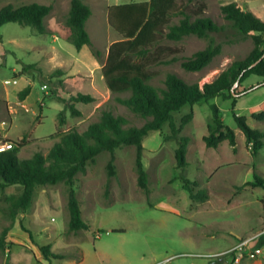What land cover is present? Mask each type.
<instances>
[{
    "label": "rangeland",
    "instance_id": "obj_1",
    "mask_svg": "<svg viewBox=\"0 0 264 264\" xmlns=\"http://www.w3.org/2000/svg\"><path fill=\"white\" fill-rule=\"evenodd\" d=\"M82 1L91 9L85 23L91 45L77 50L69 42L71 30L66 24L70 0H0V8L8 3L52 5L44 18L45 34L16 22L0 25V142H22L17 152L20 158L36 152L47 154L58 139L57 132H82L99 119L103 110L123 116L126 127H139L145 122L118 101L128 97L129 92L109 90L102 67L109 46L123 39L108 23L109 6L147 0ZM232 1L264 20V0H177V8L187 4L193 9L204 4V15L223 26L210 35L221 46V53L202 70L191 72L182 68V60L206 47L209 38L188 35L178 41L160 39L144 59H136L151 74L148 83L160 90L167 73L172 72L186 83L202 85L232 61L244 59L253 48L252 37L241 38L220 9ZM179 17H172V22ZM28 65L30 69L23 70ZM262 82L264 77L257 75L245 79L240 89L248 91L233 107L230 100H214L221 108L222 120L235 133L234 146L227 140L215 149L205 146L202 137L213 123L206 103L185 106L174 114L179 124L182 116L193 113L181 131L190 138L184 170L175 165L177 142L163 141L159 131L150 132L142 142L148 194L137 183L134 146L115 150L114 176L107 171L110 153L98 154L84 173L76 175L74 183L88 229L68 231V186L64 182L36 186L32 205L13 223L7 198L19 195L22 187L0 188V236L4 228L11 226L0 249V264H189L193 257L188 254L221 245L218 234L206 233L211 227L224 228L231 222L243 226L245 215H258L263 224L264 189L246 184L253 180V169L264 179V144L253 156L251 145L232 117L233 113L244 116L250 127L264 134V119H254V114L264 110ZM28 84L32 86L29 95L19 100L18 92ZM78 92L92 95L94 101L78 104L81 115L73 116L65 109V100ZM61 110L65 119L62 125L58 117ZM162 132L169 133L167 124ZM182 177L194 182V193L202 191L200 199L190 198ZM168 257L172 258L165 261Z\"/></svg>",
    "mask_w": 264,
    "mask_h": 264
},
{
    "label": "trees",
    "instance_id": "obj_2",
    "mask_svg": "<svg viewBox=\"0 0 264 264\" xmlns=\"http://www.w3.org/2000/svg\"><path fill=\"white\" fill-rule=\"evenodd\" d=\"M204 8V4L193 9L187 4L177 8V0H147L109 6L108 23L122 35L123 39L109 46L107 62L102 67L103 76L112 92L130 93L128 97L118 98V101L144 118L145 122L139 127H126L127 121L123 116L115 115L110 110H103L99 119L91 122L82 132L76 129L57 132L58 139L45 155L36 152L29 158H20L17 152L18 147L23 146L22 142H13L17 148L0 151V188L15 185L22 187L19 195L7 198L12 223L19 213H23L32 205L36 186L64 182L68 186V231L88 229L89 226L82 218L74 190L76 175L84 173L88 163H94L98 154L107 151L110 153L107 163L108 175L114 176L115 150L122 146L135 147L137 183L144 193L148 194L147 172L142 161L144 150L142 142L150 132L159 131L163 141L177 142L174 150L175 165L177 169L184 170L188 165L186 152L190 138L181 134V131L191 121L193 113L190 111L182 116L179 124L174 114L185 106L192 107L201 102L208 105L213 123L207 127L202 137L206 147L216 148L222 140H227L231 146L236 144L235 133L222 120L221 108L214 100L217 98L230 100L233 107L239 97L248 91L247 88L240 89L245 79L250 75L264 77V47L261 48V44L264 43V20L250 10L241 9L235 1L221 6L223 17L231 23L237 34L241 38L249 35L252 37L253 48L244 59L232 61L213 80L202 85L197 82L186 83L175 73L169 72L164 79V88L157 90L148 83L151 74L144 69L143 62L136 61V59H144L149 48L160 39L178 41L184 36L196 35L199 38H209V43L203 49L183 59L181 66L191 72L206 67L221 53V46L215 44L210 35L222 30L223 26L205 16ZM51 9V4L37 2L19 6L8 3L0 8V25L16 22L31 26L38 33L45 34L44 18ZM90 15V7L82 0H70L66 24L71 30L69 42L77 50L85 45H91L85 27ZM174 16H180L176 23L171 20ZM30 67L31 65L24 66L23 70ZM261 84L264 86V82ZM31 87V84H28L18 92L19 100H24L29 95ZM92 101L94 97L90 94L73 93L65 100V109H68L73 116H80L78 104H88ZM58 117L59 124H64L62 110L58 113ZM232 117L246 142L251 145L252 155L256 156L264 144L262 140L264 134L250 127L244 116L233 113ZM254 119H264V110L254 114ZM165 124L169 128L168 134L162 132ZM5 141L12 142V140ZM252 175L253 180L246 185L264 189V179L255 169ZM182 181L183 188L187 190L190 198L200 199L199 195L202 191L194 193V182L186 177H182ZM261 227H264V222ZM10 228L11 226L4 228L1 233L0 249L4 248V236ZM262 243H264V234L257 239L256 245Z\"/></svg>",
    "mask_w": 264,
    "mask_h": 264
},
{
    "label": "crops",
    "instance_id": "obj_3",
    "mask_svg": "<svg viewBox=\"0 0 264 264\" xmlns=\"http://www.w3.org/2000/svg\"><path fill=\"white\" fill-rule=\"evenodd\" d=\"M189 149V148H187ZM215 149V148H214ZM187 153V152H186ZM236 209V208H235ZM233 211L237 210L231 209ZM229 211V210H227ZM260 211H258L259 213ZM245 223L240 226L239 223H230L227 227H218L217 225L211 227L206 233H216L219 236L220 246H211L206 248V251L196 250L192 254H209L227 250L233 247L241 239L250 236L253 233L259 232L262 229V224L259 222V216H244ZM259 227V228H258ZM206 234V235H207ZM205 236V234H204ZM213 237V236H211ZM257 241L251 247L257 248L258 253L254 258H249L246 254L242 258L235 259L234 254H226L224 256L207 259V258H192L189 264H264V243L256 245ZM197 247V246H195ZM197 249V248H196ZM246 252V251H245Z\"/></svg>",
    "mask_w": 264,
    "mask_h": 264
},
{
    "label": "built area",
    "instance_id": "obj_4",
    "mask_svg": "<svg viewBox=\"0 0 264 264\" xmlns=\"http://www.w3.org/2000/svg\"><path fill=\"white\" fill-rule=\"evenodd\" d=\"M12 82H16V81L14 80ZM13 146H14V143L12 142H6V141L0 142V151L10 150L13 148ZM263 234H264V227L259 232L253 233L250 236H247L241 239L233 247L227 250L216 252V253H209V254H206V253L205 254H192L191 253L188 255L193 258L200 257V258L213 259V258L224 256L226 254H234L235 259H239V258H242L244 254H246L249 258H254L256 254L258 253V249L251 247V245H253L257 241V239ZM182 255H186V254H182ZM171 258L172 257H168L165 259V261H169Z\"/></svg>",
    "mask_w": 264,
    "mask_h": 264
}]
</instances>
